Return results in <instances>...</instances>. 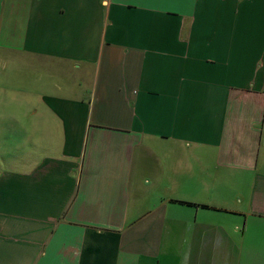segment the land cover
Returning a JSON list of instances; mask_svg holds the SVG:
<instances>
[{"label":"crops","instance_id":"obj_1","mask_svg":"<svg viewBox=\"0 0 264 264\" xmlns=\"http://www.w3.org/2000/svg\"><path fill=\"white\" fill-rule=\"evenodd\" d=\"M0 51V264H264V0H0Z\"/></svg>","mask_w":264,"mask_h":264},{"label":"rangeland","instance_id":"obj_2","mask_svg":"<svg viewBox=\"0 0 264 264\" xmlns=\"http://www.w3.org/2000/svg\"><path fill=\"white\" fill-rule=\"evenodd\" d=\"M2 59H5L4 51H0V61ZM3 63L4 62H0V75H4ZM3 84H4V78L0 77V131H1L2 100H3Z\"/></svg>","mask_w":264,"mask_h":264}]
</instances>
